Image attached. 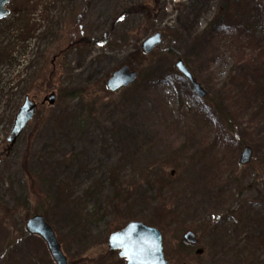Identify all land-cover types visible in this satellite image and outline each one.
<instances>
[{
	"label": "rangeland",
	"instance_id": "374dc122",
	"mask_svg": "<svg viewBox=\"0 0 264 264\" xmlns=\"http://www.w3.org/2000/svg\"><path fill=\"white\" fill-rule=\"evenodd\" d=\"M144 1L5 5L0 264H54L24 230L34 215L68 264H125L107 240L130 221L159 230L169 264H264V2L154 0L151 18L124 13ZM155 32L159 53L139 57ZM177 60L204 99L173 72ZM123 66L142 75L112 93L106 82ZM52 92L8 148L24 98L39 105ZM244 147L252 155L240 165ZM188 231L197 245L183 241Z\"/></svg>",
	"mask_w": 264,
	"mask_h": 264
},
{
	"label": "water",
	"instance_id": "95a60500",
	"mask_svg": "<svg viewBox=\"0 0 264 264\" xmlns=\"http://www.w3.org/2000/svg\"><path fill=\"white\" fill-rule=\"evenodd\" d=\"M9 0H0V21L8 15L4 6ZM264 2V0H262ZM162 34L155 32L146 37L140 43V52L149 55L161 46ZM175 70L181 74L190 84L193 94L203 99L206 92L197 84L187 67L181 60L174 63ZM138 77L136 71L123 66L115 71L106 82V88L114 93L122 88H128ZM56 95L52 92L46 95L39 105L52 106L55 103ZM38 104L29 97H25L19 107L12 124L11 131L6 139L8 148H12L23 129L34 119ZM252 151L244 147L240 153L239 164L249 163ZM25 232L30 236H38L46 245L48 253L55 264H67V260L61 252L52 228L40 215H34L24 224ZM183 241L190 245H196V235L190 231L183 236ZM107 248L110 251H119L118 257L125 259V264H169L165 261L162 252V239L159 230L141 222L130 221L122 229L112 233L108 237ZM200 255L201 250H196Z\"/></svg>",
	"mask_w": 264,
	"mask_h": 264
},
{
	"label": "trees",
	"instance_id": "16d2710c",
	"mask_svg": "<svg viewBox=\"0 0 264 264\" xmlns=\"http://www.w3.org/2000/svg\"><path fill=\"white\" fill-rule=\"evenodd\" d=\"M154 7H155L154 0H145L144 2L140 3L137 6H133L131 8H128L124 13H126V14H129V13H132V14H140V15H143L145 17L151 18V10ZM243 25H244V27H243L244 28V32L247 33L248 32V29H249L248 26H247L248 24L246 25V23H245ZM97 43L98 44H103L104 42L103 41L97 42V40L88 41L86 38H81V39H79V40H77L75 42V45L76 46H80V47L82 45L84 47V46H87V45H90V44H97ZM159 50L160 49L158 48L154 53H159ZM163 52L164 53L167 52V53H170V54L174 53V51L171 48H167V49L163 50ZM138 56L144 59V56L141 53L138 54ZM187 68L189 70V67L188 66H187ZM173 72L175 73L176 71L173 70ZM141 75H142V73L139 74L138 79L140 78ZM24 165H26V164H24ZM24 170H25V173H26V178L28 179V186L30 187V186H32L34 184V179L28 173L29 171H27L26 166H24ZM156 184H158V182ZM34 195L37 196V194H35V193H34Z\"/></svg>",
	"mask_w": 264,
	"mask_h": 264
}]
</instances>
